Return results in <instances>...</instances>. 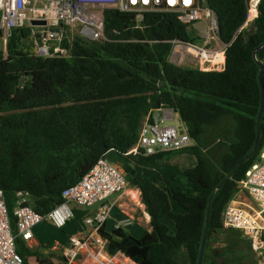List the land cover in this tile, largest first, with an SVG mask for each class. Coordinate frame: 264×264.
Masks as SVG:
<instances>
[{
    "label": "trees",
    "instance_id": "obj_1",
    "mask_svg": "<svg viewBox=\"0 0 264 264\" xmlns=\"http://www.w3.org/2000/svg\"><path fill=\"white\" fill-rule=\"evenodd\" d=\"M247 2L204 0L217 14L219 37L227 44L222 70L170 61V40H200L173 12H147L137 26L132 14L105 9L106 39L75 34L71 55L65 58L37 56L23 45L28 30L13 29L6 50L0 47V189L13 233L17 234L12 208L18 191L26 194L36 212H49L61 201L62 191L101 156L110 150L126 154L144 122H154L152 112L168 108L179 114L192 143L177 151L126 155L125 177L139 188L151 229L135 237L119 227L107 232L103 224L98 234L106 240V252L122 253L136 264H197L210 198L201 264L242 262L248 253L239 241L229 239L221 248L211 241L223 229L222 212L256 158L255 153L226 178L234 163L253 148L259 64L264 84V44L257 48L264 43V0H259L257 16L242 26ZM259 129L260 144L264 109ZM180 152L196 157V164L184 170L193 195L181 184L168 186L135 176V165ZM171 200L183 212L173 211ZM161 214L173 222V233ZM15 244L23 264L38 255L17 235Z\"/></svg>",
    "mask_w": 264,
    "mask_h": 264
},
{
    "label": "built area",
    "instance_id": "obj_2",
    "mask_svg": "<svg viewBox=\"0 0 264 264\" xmlns=\"http://www.w3.org/2000/svg\"><path fill=\"white\" fill-rule=\"evenodd\" d=\"M258 3L259 0H248L247 18L242 26L257 16ZM105 9L132 14L137 26L147 12L176 13L178 19L192 27L200 38L196 42L169 41L172 45L170 61L180 66L216 69L214 63L202 68L198 51L223 53L227 45L219 37L217 14L205 5L204 0H0V40L6 46L13 29L26 28L29 34L25 46L30 44L37 56L69 57L75 34L92 40L106 39ZM191 143L187 131L179 130L174 124L145 121L136 143L126 154L151 155L160 151H177ZM127 185L124 171L103 155L79 181L62 191L61 201L47 213L36 212L27 204L26 194L18 191L12 208L17 234L12 231L4 194L0 189V264H23L16 250V235L26 242L31 240L33 228L42 221L56 228L63 227L73 217L71 204L89 210L83 220L91 232L84 239L69 236L61 255L67 264L74 262L84 251L96 256L102 241L92 236L98 233L110 213V206L104 200L112 194L124 192ZM91 210H94L93 213ZM221 221L223 228L242 232L258 243L259 249L264 247L261 240L264 231V139L258 146L255 160L227 202Z\"/></svg>",
    "mask_w": 264,
    "mask_h": 264
},
{
    "label": "crops",
    "instance_id": "obj_3",
    "mask_svg": "<svg viewBox=\"0 0 264 264\" xmlns=\"http://www.w3.org/2000/svg\"><path fill=\"white\" fill-rule=\"evenodd\" d=\"M223 68H224V50H223V62H222V64H220V66L217 70H222ZM158 112H162V114L159 115ZM151 115L153 116V119L155 121L160 122L162 124H172V123H165V121L171 120L173 118V115H176V117L180 120L179 114L176 112H173L172 110H170L168 108H161V109L155 110L152 112ZM183 125H184V123H183ZM183 130H186L185 125H184ZM126 155H128V154L121 155V154H119L113 150L108 151L106 154V156L111 160V162H113L117 167H119L122 170H123V168H122L123 163L129 161L127 159ZM156 162H154L152 164L135 165L134 166L135 176L137 178H144L145 177V178H150V179H153L156 181H164V182H166V185H168V186H170L172 184H179V183H176L174 181L175 179H172L173 178L172 174H171V178H170V177H168V175H163L157 169L152 168L151 165L155 164ZM192 162L193 163H192L191 167H193L196 164V162H197L196 158H194V160H192ZM148 169H153L152 170L153 175L150 176V175L146 174V171ZM186 181H187V179H186ZM181 185H182L184 192L187 193V191L184 189V185L183 184H181ZM189 185L191 186V192H188L187 194L193 195L194 194L193 186L191 183ZM172 201H174V200H171V207H172V210L175 211V208L173 206ZM104 203L110 206L109 217L107 218V220L105 221V223L103 225L105 231L111 232L115 228H117V226H119V228H122L123 230L130 233L131 235H133L135 237H139L142 235V233L145 230L151 229L150 216L145 210V205L141 202V192H140L139 188H137L135 186H131L128 183L127 188L124 190V192L115 193V194L110 195L109 197H107L104 200ZM178 207L179 208L176 209L177 211H175V212H183V209L179 205H178ZM73 210H74L73 218L74 217L75 218L71 219L70 221L67 222L68 224H71V225L74 224L71 227L72 233H70L66 236L64 243L62 244L63 245L62 247H64L66 245L69 236L75 235V236H81V237L86 236L87 237L91 232V228L86 226L84 224V220H83L87 216V213L89 212V210L82 209V208H80V209L79 208H76V209L73 208ZM93 211L94 210H91L90 212L93 213ZM167 218L170 219L166 214L160 215V220L162 222H164L165 224H167L170 232L173 233L175 230V227H174L173 231H171L170 224L167 223ZM170 221H171V219H170ZM38 225H40V224H37L36 226H38ZM173 226H174V224H173ZM77 233H79V235H76ZM35 234H36V230L34 231L33 238L31 240H29L30 241L29 246L31 248L38 247L37 245H39V241L35 237ZM92 237L94 239L100 238L102 241V242H100L99 252L97 253L96 256L93 253H87L86 252L84 254V258H82V254H81V256L78 258V261H77L78 264H136L135 262H133L129 258L125 257L122 253H116L114 255H109L106 252V240L103 237H101L98 233H96V235H93ZM53 247H57V246L54 245L51 248H53Z\"/></svg>",
    "mask_w": 264,
    "mask_h": 264
},
{
    "label": "rangeland",
    "instance_id": "obj_4",
    "mask_svg": "<svg viewBox=\"0 0 264 264\" xmlns=\"http://www.w3.org/2000/svg\"><path fill=\"white\" fill-rule=\"evenodd\" d=\"M27 32H29V30ZM0 47L4 51L6 50V46L3 45L1 40H0ZM28 47L30 49L32 48L31 50H33V47L30 46V44L28 45ZM208 67L210 66L208 65ZM216 69H218V67ZM158 114L161 115L162 112H158ZM165 123H172L176 125L179 130L184 129L183 123L176 117V115H173V118L171 120L165 121ZM227 126L229 127L228 123H227ZM194 158L196 157L193 154H190L188 152L173 153V154L167 155L159 159L155 164L151 166L152 168L160 171L163 175H168V177L170 178L172 174V177L175 179L174 181L176 183L183 184L184 189L188 193V192H191V186L189 185L190 183L186 181L184 170L191 167L193 163L192 160H194ZM152 170L153 169H148L146 171V174L150 176L153 175ZM172 203L175 208V211H177L176 209L179 208L178 205L174 201H172ZM70 206L71 208H75V209L76 208L84 209V207L76 205V204H71ZM74 218L72 217L71 219H74ZM167 223L170 224V229L171 231H173L174 226H173L172 221H170V219L167 218ZM39 224L40 225L33 228V234H34V231L36 230L35 237L39 241V245H37L38 247H33V249L37 251L39 257L38 255L29 257L28 264H40L38 262V259L43 260L44 264H67V262L65 263V261L63 260L64 258L61 255V251L63 248L62 244L64 243L66 236L72 233L71 227L74 224L71 225V224L66 223L61 228H56L47 221H42ZM76 235H79V233H77ZM82 237L84 239L86 236H82ZM229 239L239 241L242 249L244 248L245 249L244 251L248 253L247 257L239 264H264V247L259 249L258 243L254 242L251 238L244 235L242 232L223 228L214 237V240L211 241V243H214L213 246L215 248H221L224 245V242H226ZM27 244L30 245V241H27ZM54 245L57 247L51 248ZM85 253H86L85 251L82 252V258H84ZM80 256L81 254L78 256V258ZM230 257H232V255L228 254L227 258L230 259ZM78 258L74 262H77ZM233 264H237V263H233Z\"/></svg>",
    "mask_w": 264,
    "mask_h": 264
},
{
    "label": "water",
    "instance_id": "obj_5",
    "mask_svg": "<svg viewBox=\"0 0 264 264\" xmlns=\"http://www.w3.org/2000/svg\"><path fill=\"white\" fill-rule=\"evenodd\" d=\"M27 40L28 37H25L23 39V45L25 46L27 44ZM264 43H262L260 46H258L257 48L261 47ZM256 51V49H255ZM255 53V52H254ZM259 73H258V84H259V88H260V105H259V109H258V113L256 116V135H255V140H254V144H253V148L252 150L244 155L243 157L239 158L233 165L231 172L229 173V175L226 176V178H228L229 176L232 175V173L234 172L236 166L240 163H242L243 161H245L246 159H248L249 157H251L253 154L256 153L258 146H259V140H260V129H259V123H260V119H261V115L264 109V84L262 81V72H263V66L261 64H259ZM171 110V109H170ZM224 180H222L217 187L213 190V192L220 187V185L222 184ZM212 192V193H213ZM209 205H210V198L208 200V204H207V209H206V218H205V228H204V233H203V237H202V241H201V246H200V251H199V255H198V260H197V264H201L202 262V256H203V251H204V246H205V240H206V233H207V228H208V219H209Z\"/></svg>",
    "mask_w": 264,
    "mask_h": 264
},
{
    "label": "bare ground",
    "instance_id": "obj_6",
    "mask_svg": "<svg viewBox=\"0 0 264 264\" xmlns=\"http://www.w3.org/2000/svg\"><path fill=\"white\" fill-rule=\"evenodd\" d=\"M251 12L255 10L251 9ZM199 58L201 59V66L206 67L208 64L214 63V66L220 65L223 62V53L222 52H212V51H201L199 50Z\"/></svg>",
    "mask_w": 264,
    "mask_h": 264
}]
</instances>
